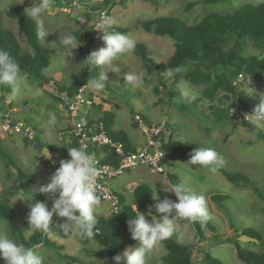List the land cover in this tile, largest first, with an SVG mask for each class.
<instances>
[{
  "label": "rangeland",
  "instance_id": "1",
  "mask_svg": "<svg viewBox=\"0 0 264 264\" xmlns=\"http://www.w3.org/2000/svg\"><path fill=\"white\" fill-rule=\"evenodd\" d=\"M105 1L108 2L104 3ZM260 2L261 0H219L218 3L206 0H54L53 12L43 16L45 29L50 34L45 41L39 39L48 47L50 53V64L42 70V74L49 80L48 85L39 86L36 81H32L23 73L24 79L19 91L13 92L7 86H0V102L3 98L10 97L11 106L18 110L17 117L30 124L36 131V140L43 143V148L37 149L36 144H29L19 136H6L0 131V147L12 157L19 170L29 177L21 180L17 171L11 166L8 167L6 161L0 157V199L13 207L15 223L21 228L23 235L29 237L34 232L27 220L29 211L24 198H28L33 187L45 186L53 174L50 167L58 164L54 163L51 157L57 160L59 156L58 148L61 141L58 140V131L65 128V123L62 122L65 112L60 106L62 104L60 96L66 92H59L57 88H65L74 94L73 80L81 77L85 67L80 53L81 45L78 44L69 56L68 49L60 42L65 35L76 33L85 36L86 41L91 40L89 54L98 50L104 46V43L100 38L102 33L95 29V25L99 19L98 14L107 13L116 21L113 27L126 29L125 35L133 39L136 44L143 45L148 58L156 64H164L172 55L174 44L168 37L144 32L141 28L144 21L158 17H171L187 25H194L211 12L231 14L242 5H257ZM14 3L20 5L27 14L25 9L32 3H39V0H0L3 28L14 34L22 52H28L29 47L23 32L15 20L5 15L6 10ZM82 15L83 19H81ZM33 24L37 34V25L34 21ZM244 54L264 58V48L258 49L252 42L247 41ZM114 63L121 68L120 73L109 71L108 83L98 94L112 105L110 110L114 115V127L109 129L108 136L116 135L114 130L128 132L133 114L140 116L150 125H158L164 120L167 124L165 138L171 137L173 140L196 144L201 148H214L223 160L222 165L219 166L221 169L231 174L241 175L247 180V185L241 182L230 183L219 171L212 173L206 167L190 165L189 160L172 162L170 165L173 170L167 169L166 166L163 174L165 176L168 174L174 184H183L197 195H204L213 216V219L207 222L209 225L194 222L192 230L189 229L186 220L181 224L177 220V231L171 238L184 246L191 245V242L193 244L192 231L196 223L202 237V239L197 238L201 243L202 252L208 253L220 264H243L237 259L232 243H227L226 239L235 238L237 231L244 230L248 234L258 233L264 237V220L260 215V211H264V202L251 188L254 185L264 193L262 191L264 141H259L254 133L240 124L241 119L249 122L245 116L254 110L260 97L264 95V79L256 81L243 77L240 80L238 78L234 80L236 89L241 93L245 104L233 101L232 98L227 100L223 93L217 94L212 106L215 109H227L229 116L234 118L233 121L217 122L209 109L210 103L202 96V86H194L184 80L169 85L165 74L144 65L145 63L132 51L121 55ZM105 70L103 67L94 68L92 79L98 78L99 74ZM127 72L143 73L142 85L135 88L128 85L123 80ZM52 84L57 88L52 87ZM184 85L190 88L195 99L181 96L179 88ZM8 102L5 101L4 105ZM257 128L264 133V126ZM131 130L135 129L132 127ZM61 132L67 135L64 130ZM45 150L50 154V158L44 156ZM128 173L116 179L127 181L134 176L143 177L140 169L131 171L129 175ZM152 176L160 178V175ZM151 188L154 193L151 202L155 206L164 199V196L154 190L153 186ZM57 195L36 194L33 200L29 201L32 204L37 201L48 204L52 203ZM212 196L218 197L219 200H212ZM145 217L151 219L146 215ZM64 223L66 219L60 221L55 227L50 225L51 232L41 233L48 241L56 244V249L44 245L39 248L34 247L38 254L44 256L45 264H70L67 258H74L80 264H108L95 255L100 248L96 240L89 239L87 243H81L79 236L62 230L60 225ZM0 231L5 232L9 238L18 243L11 234L8 224L2 219H0ZM242 236L240 234L237 237L238 245L249 246L255 252L261 250L260 247L254 246V242H240L239 239ZM137 243L135 241L128 245L124 251L136 247ZM164 252L160 244L148 255L146 264H162L161 257ZM198 254L193 263L206 264L202 253L201 256Z\"/></svg>",
  "mask_w": 264,
  "mask_h": 264
},
{
  "label": "trees",
  "instance_id": "2",
  "mask_svg": "<svg viewBox=\"0 0 264 264\" xmlns=\"http://www.w3.org/2000/svg\"><path fill=\"white\" fill-rule=\"evenodd\" d=\"M207 2L218 3L219 0H206ZM105 1L104 3H107ZM5 15L17 23L29 47L28 52H22L18 46V42L14 34L2 26V14L0 12V48L8 51L10 56L19 64L22 73H25L32 81H36L38 85H48L49 80L42 74V70L50 64V53L48 47L42 43L35 32L34 24L31 18L25 13L23 8L18 4H12L5 12ZM144 32L150 33L159 37H168L174 44L172 55L164 64H156L150 58L141 44H136L132 53L140 58L148 67L158 70L165 74L168 68L182 67L186 69L176 75L173 84L179 80H184L194 86H202V96L208 100L209 109L215 121L222 120L233 121L234 118L229 116L227 109H215L214 100L219 93L224 94L225 99L232 98L233 101H240L245 104L244 99L239 91H237L234 80L239 75L247 77L251 80L262 81L264 79V58L245 55L244 46L247 41L253 43L258 49L264 48V2L257 5H242L231 14H220L211 12L203 16L196 24L187 25L183 21L171 17H158L144 21L141 24ZM110 31L126 34L127 30L119 27H112ZM76 37L77 43L81 45L80 53L85 60L89 55L90 41H86L85 36L72 33ZM227 49V51H225ZM94 71V70H93ZM93 71L83 69V74L79 78H74L73 88L76 91L80 84L87 83L94 76ZM52 87L55 85H51ZM59 92H66L68 96L72 94L67 89L57 88ZM2 106H0L1 108ZM92 107L95 109L97 120L101 122L103 130L108 134L109 129L113 125V115L101 109V105H95L92 102ZM249 111H251L249 109ZM132 115V120H133ZM133 122V121H132ZM135 126L134 123H132ZM240 124L248 131L254 133L259 141H264V133L261 132L255 125L241 119ZM136 127V126H135ZM123 133L112 136L111 141H119L127 148L122 137ZM38 140L35 141V144ZM71 148L75 147L74 143L70 144ZM43 148V145L41 146ZM162 148L164 151V165H169L175 160H189L190 155L195 148H201L196 144H189L173 140L171 137L165 138L163 135ZM94 150L96 155H99L106 150ZM0 157L6 161L7 166L13 167L20 179H27L19 168L14 163L12 157L0 147ZM68 153H62V160L68 159ZM60 161V162H61ZM103 163L114 164L112 157L101 160ZM59 164L52 166L51 170L54 173L60 166ZM218 171L224 178L233 184L241 182L247 185V180L238 174H231L218 167ZM173 183V179L168 177ZM33 183L32 178H30ZM256 196L264 202V193L260 192L254 185L251 186ZM264 191V187L263 190ZM134 201L132 205L122 203V210L115 215H110L108 218L97 216V224L95 226L96 234L91 238H81V243H87L89 239H94L99 244L100 248L95 252V255L108 264H115L113 257L123 253L124 249L135 242L131 238L128 230L127 221L137 214V211L143 212L145 215L151 211L153 215L159 218L158 213L151 206L152 191L145 185H138L134 188ZM218 201V197H213L212 200ZM26 200V201H25ZM24 202L29 211L31 203L26 197ZM136 206V208H135ZM14 209L5 200L0 199V219L5 221L13 237L18 243H23L26 247H36L44 245L56 249V244L50 242L40 232H33L29 237H25L21 228L15 223ZM182 220V219H181ZM206 225H209L205 223ZM196 238L202 239L198 224L195 223ZM241 235H249L255 238L258 245L262 249L258 252L250 249L242 248L238 245L237 236L235 238L226 239L227 243H232L235 249L236 257L243 264H264V240L258 233H246L244 230ZM165 248L166 254L161 257L162 264H193V254L195 245L191 244L184 246L169 238L161 243ZM202 258L206 264H220L218 260L212 258L206 252H202ZM70 264H80L74 258H67ZM0 264H5V261L0 258Z\"/></svg>",
  "mask_w": 264,
  "mask_h": 264
},
{
  "label": "clouds",
  "instance_id": "3",
  "mask_svg": "<svg viewBox=\"0 0 264 264\" xmlns=\"http://www.w3.org/2000/svg\"><path fill=\"white\" fill-rule=\"evenodd\" d=\"M54 6V0H39V3H32L25 9L27 15L37 25V36L40 40L45 41L50 34L45 29L43 16L52 13ZM98 15L99 19L95 29L102 33L100 38L104 46L90 53L84 60V65L88 71H93L98 67L106 69L99 74L98 78L88 81L89 89L101 91L108 83L107 73L109 71L120 73L121 71V68L114 62L121 55L132 51L136 42L125 34L110 31L116 23L113 17L108 16L107 13ZM83 18L82 15L81 19ZM60 42L68 49L69 56L79 44L73 34L65 35ZM183 71L186 69L182 67L168 68L165 71L168 84L171 85L176 75ZM23 79L19 64L8 51L0 48V86H7L13 92H17ZM123 80L134 88L139 87L143 83V73L127 72ZM179 91L184 98L195 99L186 85L181 86ZM245 118L256 127L264 126V95L260 97L254 110ZM45 151L44 156L50 158V154L47 150ZM67 153L69 158L60 162L59 168L52 174L49 182L45 186L33 187L27 198L32 201L36 194H58L52 201L51 207L49 208L48 204L42 201L30 203L27 220L34 232L47 234L51 232L50 225L53 223L55 214L66 218V223L60 225L63 231H70L81 238H91L96 234L94 230L98 222L97 212L101 205V200L97 195L99 188L97 181L101 170L93 153L76 147L67 150ZM222 163L223 160L219 153L210 147L195 148L188 161V164L206 167L212 173H216ZM164 190L174 193L176 201L165 197L155 204V211L160 214L159 218L149 211L148 215L151 217L149 220L143 212L137 211V214L127 221L131 238L138 243L136 247L115 255L113 257L115 264H146L148 255L176 233L177 220L207 223L213 219L204 195H197L183 184L170 183ZM0 258L5 261V264H45L44 256L38 254L34 248L17 243L2 231H0Z\"/></svg>",
  "mask_w": 264,
  "mask_h": 264
},
{
  "label": "built area",
  "instance_id": "4",
  "mask_svg": "<svg viewBox=\"0 0 264 264\" xmlns=\"http://www.w3.org/2000/svg\"><path fill=\"white\" fill-rule=\"evenodd\" d=\"M241 78L243 77L239 75L238 80ZM88 91V83H83L71 96L63 94L61 97L71 125L68 132L69 140L75 144L76 148L89 153H94L95 149L101 150L107 147L99 155H103L105 158L112 157L115 163H103L101 161L103 159H97L98 167L101 170L97 181L99 185L97 195L101 202L109 205L110 215H115L122 210V203L119 195L111 187L113 180L138 167H147L159 174L165 173L162 139L166 134L167 124L163 120L158 125H150L140 116L134 115L132 121L136 128L146 135L147 141L136 151L128 150L123 143L110 140L108 134L103 130L101 122L92 123L87 118L84 110L93 102ZM17 113V108L11 106L10 102L3 104L0 108V131L6 136H19L29 144H35V129L23 119L18 118ZM61 139L62 137H59V140ZM64 219L66 218L54 214L52 227L57 226Z\"/></svg>",
  "mask_w": 264,
  "mask_h": 264
},
{
  "label": "crops",
  "instance_id": "5",
  "mask_svg": "<svg viewBox=\"0 0 264 264\" xmlns=\"http://www.w3.org/2000/svg\"><path fill=\"white\" fill-rule=\"evenodd\" d=\"M87 93L92 98L93 103L95 105H99L100 104L102 106L101 109L103 111H107V112L112 114V112L110 110L112 105L105 98H102V97H100L98 95V94L101 93L100 91H97L95 89H89V91ZM61 97L62 96H60V99H61ZM5 101L6 102H8V101L10 102V97L3 98V100H1V102H0V106H3ZM60 106H61V108H63V110L65 112V109L62 106V104H60ZM87 108H86V110H84L85 111V115L87 116V118L90 121L95 122L97 120V115H96L95 109L92 107V105L88 106ZM55 117H57V119H58V116L55 115ZM62 122L65 123V128L63 127L64 129H60L58 131L59 132L58 133L59 134L58 135V140H59V136L62 137V139L59 140V141H61V143H59V148H58L59 156H58L57 160H55V158L51 157V159L54 160L53 162L54 163H58V164H59V162L62 159V153L64 151L67 152V150L71 149L70 144L72 143L71 140H69V137L67 138V135H68V132H69V130L71 128V125H70V121H69V118H68L66 112H65V115H64V120H62ZM132 123L133 122H131V127H129L130 129L129 130L127 129L128 132L125 133L124 131H122L123 132V136H121V137H122L123 141H125L126 146H127V148H129V150L136 151V150L140 149L146 143L147 137L141 130H139L138 128L133 126ZM113 127H114V115H113V125H112L111 129ZM132 127L135 130H131ZM63 130L67 133V135L62 134L61 131H63ZM114 134L118 135L119 131L118 130H114ZM42 145H43V143H42ZM93 154L95 155V153H93ZM95 158L96 159H104L105 157H103V155H95ZM176 161H181L182 162V161H186V160H179L178 159V160H175L174 162H176ZM190 165H192V164H190ZM49 166H51V165H49ZM52 166H54V165H52ZM166 166H167V169L173 170V167H171L170 164L166 165ZM175 168L177 169L176 166H175ZM50 169H51V167H50ZM138 169H140V171L142 172V174H143L142 178H144V179L138 178L137 176H134V177L128 178L127 181L126 180L125 181H121V180L115 179L111 183L112 189L119 195V197L123 198V200H124V202L126 204H128V205H132L133 204V201H134V194H133L134 188L136 186L142 185V184L147 186V187H149V185H150L149 188L151 190H152L151 187L153 186L155 188L154 190H156L158 193L162 194L164 196V198L167 197V198H169L171 200L174 199L176 201V197H175L174 193H172L171 191L166 192L164 190V188L168 187L170 183L174 184L168 179V177H169L168 174L165 176V175L159 174V173L155 172L154 170H152L150 168H147V167H138V168H136L133 171H137ZM130 172L128 173V175L130 174ZM152 175H155V176L160 175L159 176L160 178L158 179L157 177H153ZM153 194L154 193H152L151 199H153ZM48 205L51 206L52 203L50 202V203H48ZM151 206L155 209V207L153 205V202H151ZM260 215L263 216V220H264V211H262V212L260 211ZM97 216L104 217V218L110 217L109 205L106 204V203L101 202V205H100V207L98 209V212H97ZM146 216L150 217L148 214H146ZM178 222L181 224V222H185V220H183V221L182 220L181 221L178 220ZM187 222L189 224V229L192 230V225H194V222H190V221H187ZM192 232L194 233V238H192L193 244H195V248L196 249H200L201 250L200 252H198L197 250L194 251L193 262L195 263L194 260H195V258H197V253H199L198 255L201 256V253H202L203 250L201 249L200 241L197 240V238H196V229H194V231H192ZM240 234H241V231H237V233L234 236H237V235H240ZM260 236L264 240V237L262 235H260ZM190 244H192V242ZM40 246L41 245H38L35 248H39ZM232 246H233V244H232ZM254 246L260 247L262 249V247L259 246L258 243H255ZM242 248H246V249L252 250L251 248H249V246H243ZM233 249H234V246H233ZM164 250H165V248H164ZM234 252H235V249H234ZM165 254H166V250L162 254V256L165 255ZM200 260H202V259H200Z\"/></svg>",
  "mask_w": 264,
  "mask_h": 264
},
{
  "label": "water",
  "instance_id": "6",
  "mask_svg": "<svg viewBox=\"0 0 264 264\" xmlns=\"http://www.w3.org/2000/svg\"><path fill=\"white\" fill-rule=\"evenodd\" d=\"M42 146V142H37L36 143V148L40 149V147ZM240 242H254L257 243L258 241L255 238L252 237H247L245 235L242 236V238L239 239Z\"/></svg>",
  "mask_w": 264,
  "mask_h": 264
}]
</instances>
